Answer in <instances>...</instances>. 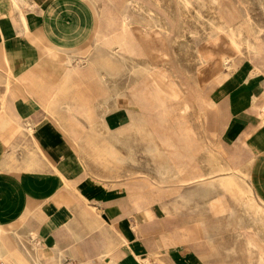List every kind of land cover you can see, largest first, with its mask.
<instances>
[{
    "label": "crops",
    "instance_id": "crops-1",
    "mask_svg": "<svg viewBox=\"0 0 264 264\" xmlns=\"http://www.w3.org/2000/svg\"><path fill=\"white\" fill-rule=\"evenodd\" d=\"M100 11L102 0H0V264H204L186 240L192 231L161 215L178 213L171 199L160 206L153 197L169 187L144 191L126 178L138 171L130 155L149 146L182 172L193 155L201 171V137L186 144L184 116L174 118V137L152 99L138 109L106 102L105 88L89 80L95 71L78 65L87 55L76 54L94 38L108 63L138 55L104 44L121 18L101 20ZM249 66L258 72L211 95L224 114L218 142L227 169L243 173L264 203V57ZM155 92L163 90L150 95L164 104Z\"/></svg>",
    "mask_w": 264,
    "mask_h": 264
},
{
    "label": "rangeland",
    "instance_id": "rangeland-1",
    "mask_svg": "<svg viewBox=\"0 0 264 264\" xmlns=\"http://www.w3.org/2000/svg\"><path fill=\"white\" fill-rule=\"evenodd\" d=\"M102 1L105 12L96 13L97 18H121L119 28L104 36V44L138 57L108 63L93 38L76 54L87 55L77 62L95 71L90 82L105 88L106 102L112 105L125 100L138 109L142 101L152 99L155 114L159 109L169 115L174 137V118L184 116L187 145L195 133L201 137V171L193 170V155L183 158L188 169L182 172L167 165L165 156L153 155L155 149L149 146L130 155L134 162H121L138 169L126 178L140 181L144 191L169 187L170 196L161 191L153 197L160 206L171 199L170 210L178 213L161 215L192 231L186 240L202 253L204 264H264V203L243 173L227 169L218 142L224 114L211 95L237 74L258 72L249 62L257 66L264 57V0ZM113 18L106 25L112 26ZM98 73L105 83L97 80ZM152 89L163 90L154 95L163 94L164 104L151 97ZM144 132V127L138 128L139 135Z\"/></svg>",
    "mask_w": 264,
    "mask_h": 264
},
{
    "label": "bare ground",
    "instance_id": "bare-ground-1",
    "mask_svg": "<svg viewBox=\"0 0 264 264\" xmlns=\"http://www.w3.org/2000/svg\"><path fill=\"white\" fill-rule=\"evenodd\" d=\"M124 23H125V22H124ZM121 24H122V23H121ZM120 27H121V26H120ZM122 27H123V25H122ZM120 44H121V43H120ZM125 44H126V42H125ZM107 45H109V44H107ZM123 45H124V44H123ZM123 45H122V46H123ZM125 47H126V46H125ZM125 47H124V48H125ZM120 51H121V50H120ZM122 51H124V50H122ZM254 71H255V70H254Z\"/></svg>",
    "mask_w": 264,
    "mask_h": 264
}]
</instances>
